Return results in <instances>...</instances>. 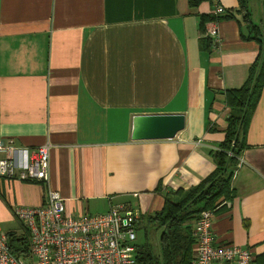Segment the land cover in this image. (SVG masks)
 <instances>
[{
	"label": "crops",
	"instance_id": "obj_1",
	"mask_svg": "<svg viewBox=\"0 0 264 264\" xmlns=\"http://www.w3.org/2000/svg\"><path fill=\"white\" fill-rule=\"evenodd\" d=\"M217 4L234 14L219 20V41L208 24L200 29ZM249 8L264 35L263 0ZM238 10L239 0H0V139L20 167L33 148L50 145V185L66 214L124 205L142 225L167 191L196 186L217 166L225 93L246 83L260 52ZM167 113L186 117L175 138H132L135 115ZM232 186L233 198L214 212L215 244L251 248L264 264V93ZM42 192L0 177V230L20 234L14 208L40 205Z\"/></svg>",
	"mask_w": 264,
	"mask_h": 264
},
{
	"label": "built area",
	"instance_id": "obj_2",
	"mask_svg": "<svg viewBox=\"0 0 264 264\" xmlns=\"http://www.w3.org/2000/svg\"><path fill=\"white\" fill-rule=\"evenodd\" d=\"M217 4L214 14L226 13ZM219 20L208 24V35L220 40ZM0 177L36 182L42 187L38 206H16L13 210L27 233L26 256L11 251L8 234L0 230V264H137V211L124 205L112 206L101 214L78 216L65 213L64 200L50 185L49 144L33 148L28 162L20 167L11 156V148L0 139ZM214 212L203 210L195 227L193 264H255L251 248L236 243L215 244Z\"/></svg>",
	"mask_w": 264,
	"mask_h": 264
},
{
	"label": "trees",
	"instance_id": "obj_3",
	"mask_svg": "<svg viewBox=\"0 0 264 264\" xmlns=\"http://www.w3.org/2000/svg\"><path fill=\"white\" fill-rule=\"evenodd\" d=\"M202 1L206 0H189V3L192 7H196ZM249 1L239 0L238 12L243 15L253 34L252 37L245 38L258 41L260 52L250 68L246 83L241 88L230 89L225 93L230 113L225 139L219 149L212 151L217 166L196 186L167 191L163 208L145 216L142 225L138 216L136 230L150 224L159 231L157 238L159 250L154 251L147 234L144 242L138 243L136 240L137 264H193L196 243L194 232L202 211L211 209L217 212L234 196L233 176L240 161L251 118L264 93V35L260 27L251 20ZM232 17L234 14L228 11L220 16L213 13L202 14L200 29L205 32L206 25L211 21ZM202 41L203 48L207 50L211 48L212 41L208 36ZM8 240L15 255L26 256L28 239L23 228L20 234L9 233Z\"/></svg>",
	"mask_w": 264,
	"mask_h": 264
},
{
	"label": "water",
	"instance_id": "obj_4",
	"mask_svg": "<svg viewBox=\"0 0 264 264\" xmlns=\"http://www.w3.org/2000/svg\"><path fill=\"white\" fill-rule=\"evenodd\" d=\"M186 126L185 114H138L133 118V139H171Z\"/></svg>",
	"mask_w": 264,
	"mask_h": 264
},
{
	"label": "rangeland",
	"instance_id": "obj_5",
	"mask_svg": "<svg viewBox=\"0 0 264 264\" xmlns=\"http://www.w3.org/2000/svg\"><path fill=\"white\" fill-rule=\"evenodd\" d=\"M138 234V243H142L146 239V234L148 235L149 242L152 243L154 251H158L159 243H158V230L154 225L147 224L146 227H141L137 229Z\"/></svg>",
	"mask_w": 264,
	"mask_h": 264
}]
</instances>
